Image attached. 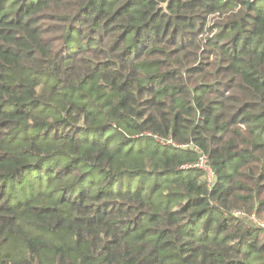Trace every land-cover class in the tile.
I'll return each instance as SVG.
<instances>
[{
  "label": "trees",
  "instance_id": "1",
  "mask_svg": "<svg viewBox=\"0 0 264 264\" xmlns=\"http://www.w3.org/2000/svg\"><path fill=\"white\" fill-rule=\"evenodd\" d=\"M251 215L264 0H0V264H264Z\"/></svg>",
  "mask_w": 264,
  "mask_h": 264
},
{
  "label": "built area",
  "instance_id": "2",
  "mask_svg": "<svg viewBox=\"0 0 264 264\" xmlns=\"http://www.w3.org/2000/svg\"><path fill=\"white\" fill-rule=\"evenodd\" d=\"M181 149H187L186 146H180ZM195 150V149H194ZM198 169H200L203 172V180L206 182V186L208 189H210L214 184V172L210 165L208 164L207 157L199 152V157L197 164L195 165ZM240 215L239 212L234 213L235 217H238ZM262 228H264V225H260Z\"/></svg>",
  "mask_w": 264,
  "mask_h": 264
},
{
  "label": "rangeland",
  "instance_id": "3",
  "mask_svg": "<svg viewBox=\"0 0 264 264\" xmlns=\"http://www.w3.org/2000/svg\"><path fill=\"white\" fill-rule=\"evenodd\" d=\"M250 217H251V222H252L255 226H257V227L260 228L261 226H259V225H264V220H263V219L258 218L257 216H254V215H251Z\"/></svg>",
  "mask_w": 264,
  "mask_h": 264
},
{
  "label": "water",
  "instance_id": "4",
  "mask_svg": "<svg viewBox=\"0 0 264 264\" xmlns=\"http://www.w3.org/2000/svg\"><path fill=\"white\" fill-rule=\"evenodd\" d=\"M168 1H170V0H168ZM249 3V2H248ZM164 6H166V5H164Z\"/></svg>",
  "mask_w": 264,
  "mask_h": 264
}]
</instances>
